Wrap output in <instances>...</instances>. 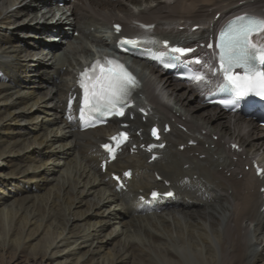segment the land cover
Instances as JSON below:
<instances>
[{
    "label": "bare ground",
    "instance_id": "obj_1",
    "mask_svg": "<svg viewBox=\"0 0 264 264\" xmlns=\"http://www.w3.org/2000/svg\"><path fill=\"white\" fill-rule=\"evenodd\" d=\"M246 12L264 18V0H0V237L16 248L38 240L34 253L54 264H264V177L253 166H264V127L206 108L212 68L203 66L210 82L180 83L133 59L132 105L106 126L83 130L67 106L79 67L121 35L198 45L209 64L201 43ZM254 41L264 44V33ZM122 123L132 139L104 168L101 143ZM152 142L166 145L149 152ZM153 189L175 196L154 198Z\"/></svg>",
    "mask_w": 264,
    "mask_h": 264
},
{
    "label": "snow or ice",
    "instance_id": "obj_2",
    "mask_svg": "<svg viewBox=\"0 0 264 264\" xmlns=\"http://www.w3.org/2000/svg\"><path fill=\"white\" fill-rule=\"evenodd\" d=\"M261 33H264V20L239 16L229 22L219 34L216 47L219 50L220 70L228 91L237 99L250 94L264 99V71L257 67V62L264 65V47H258L252 40L253 35L258 36ZM122 43L131 42L123 41ZM208 47L211 48L212 45L209 44ZM171 51L184 55L192 50L172 48ZM235 69H242V72H235ZM193 78L203 79L199 75ZM80 86L84 92L81 107L83 120L86 112L96 113L99 116L112 113L123 115L122 106L127 103L131 90L138 86V82L123 65L107 60L103 65L97 62L90 70H86L81 75ZM221 103L225 102L221 101ZM153 135H156L155 129H153ZM121 136L124 134L122 133ZM124 138L126 139V136ZM113 139L116 138L113 137ZM104 147L110 153L113 151L108 145ZM125 175L129 174L125 173Z\"/></svg>",
    "mask_w": 264,
    "mask_h": 264
},
{
    "label": "rangeland",
    "instance_id": "obj_3",
    "mask_svg": "<svg viewBox=\"0 0 264 264\" xmlns=\"http://www.w3.org/2000/svg\"><path fill=\"white\" fill-rule=\"evenodd\" d=\"M59 15H61L62 18L64 19L66 15H69V12L66 11L64 13V15H62L60 12ZM64 21L66 23L63 25L64 26V29H63L64 33L66 35H68L69 37H71L72 41L74 40L75 43H77L76 42L77 39L75 37L78 36V32L73 31V29L70 28V26L67 24L68 21H66V20H64ZM52 34L56 35L55 36L56 38L54 39L55 40L54 42H56V44H63V40H64L63 36L61 38V36L58 35L59 33L57 32V30L55 28L52 29ZM42 39H43V37H42ZM46 40H49V39H46ZM62 51L63 50L60 48V50L58 52L61 53ZM206 108H210V111H215V110H211L212 107H210V106H208ZM213 109H215V108H213ZM24 125H26V124H24ZM215 139H217V136L215 137ZM1 166L4 168H7L6 163H3ZM32 186H33V184L28 185V187H30V188ZM12 188L14 189L15 187L9 186L7 188V190L8 191L13 190ZM37 242H39V241L35 240L34 242H32V244L26 243L25 246L22 243V244L18 245V248H16L17 246L9 244L8 241L5 240V238L3 239V237H0V264H54L53 262H51L49 260L42 259L39 252H38V254L34 253V250L32 248L34 247V245ZM10 245H12V246H10ZM37 250L39 251V249H37ZM140 259L141 258H139L138 260H140ZM136 263L140 264L139 261H137V260H136Z\"/></svg>",
    "mask_w": 264,
    "mask_h": 264
},
{
    "label": "water",
    "instance_id": "obj_4",
    "mask_svg": "<svg viewBox=\"0 0 264 264\" xmlns=\"http://www.w3.org/2000/svg\"><path fill=\"white\" fill-rule=\"evenodd\" d=\"M155 136H158V135H157V133H156V135H155Z\"/></svg>",
    "mask_w": 264,
    "mask_h": 264
},
{
    "label": "trees",
    "instance_id": "obj_5",
    "mask_svg": "<svg viewBox=\"0 0 264 264\" xmlns=\"http://www.w3.org/2000/svg\"><path fill=\"white\" fill-rule=\"evenodd\" d=\"M219 112H221V111H219Z\"/></svg>",
    "mask_w": 264,
    "mask_h": 264
}]
</instances>
